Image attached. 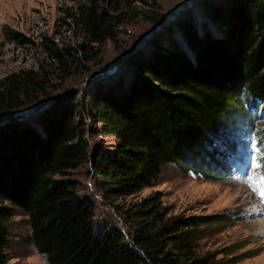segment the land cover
Wrapping results in <instances>:
<instances>
[{"label":"trees","instance_id":"obj_1","mask_svg":"<svg viewBox=\"0 0 264 264\" xmlns=\"http://www.w3.org/2000/svg\"><path fill=\"white\" fill-rule=\"evenodd\" d=\"M134 3L147 21H161L148 14L154 0H80L70 17L79 41L45 38L46 57L36 68L0 77V264H10L7 222L17 209L28 216V241L46 264H211L197 242L204 226L229 222L225 215H173L159 192L116 201L151 185L169 163L191 162L210 174L203 160L212 133L232 117L253 120L242 100L264 106V0H204L207 24L177 17L123 68L70 90L74 74H93L87 62L116 40ZM88 121L116 138V147L89 151ZM85 163L122 227L96 228L93 199L63 178Z\"/></svg>","mask_w":264,"mask_h":264},{"label":"rangeland","instance_id":"obj_2","mask_svg":"<svg viewBox=\"0 0 264 264\" xmlns=\"http://www.w3.org/2000/svg\"><path fill=\"white\" fill-rule=\"evenodd\" d=\"M79 1L0 0V77L19 69L36 68L46 57L45 38L59 45L79 41L80 33L70 18ZM154 1L156 5L146 7L148 14L161 15V21L157 24L147 21L139 13V5L134 3L130 16L118 28L116 40L105 41L100 47V56L87 62V67L95 73L74 74L69 82L70 90L84 89L94 77L123 68L127 56L143 46L165 23L185 14L197 16L198 22L204 21L200 10L204 0ZM253 102L242 100V107L251 114L252 121L248 122L251 118L243 120L246 114L232 117L218 132L212 133L203 160L209 164L210 174L194 169L191 162L185 168L169 163L162 167L151 185L116 203L136 202L159 192L163 205L173 215H225L229 222L204 226L205 234L197 242L198 253L211 260V264H264V195H261L264 192V106ZM87 130L91 131L86 137L89 151L116 147L117 139L102 134L99 125L88 121ZM248 161L252 163L247 165ZM249 177L254 179L250 181ZM63 178L78 183V193L93 199L96 228L108 222L122 227L113 205L100 196L89 163L69 170ZM256 182L258 186H254ZM7 229L10 264H46L45 256L28 241L30 225L23 211L15 210Z\"/></svg>","mask_w":264,"mask_h":264},{"label":"water","instance_id":"obj_3","mask_svg":"<svg viewBox=\"0 0 264 264\" xmlns=\"http://www.w3.org/2000/svg\"><path fill=\"white\" fill-rule=\"evenodd\" d=\"M178 8H179V7H178ZM176 11H177V10H176ZM109 72H111V70H108V71H106V72L103 73V74H106V73H109ZM95 76H96V75H95ZM50 101H51V100H48V101H46V102L40 104V105L37 106V107H32V108H30V109L25 110V111H24L19 117H17L16 119H23V118H25L29 113L37 112L38 110H40L41 108H43L44 106H46Z\"/></svg>","mask_w":264,"mask_h":264},{"label":"snow or ice","instance_id":"obj_4","mask_svg":"<svg viewBox=\"0 0 264 264\" xmlns=\"http://www.w3.org/2000/svg\"><path fill=\"white\" fill-rule=\"evenodd\" d=\"M254 178L253 177H249V180L252 181ZM259 182H256V184H254V186H258ZM261 195H264V192L261 193Z\"/></svg>","mask_w":264,"mask_h":264}]
</instances>
